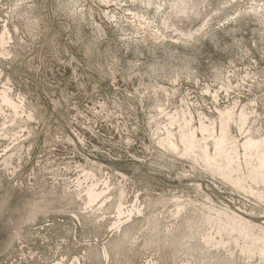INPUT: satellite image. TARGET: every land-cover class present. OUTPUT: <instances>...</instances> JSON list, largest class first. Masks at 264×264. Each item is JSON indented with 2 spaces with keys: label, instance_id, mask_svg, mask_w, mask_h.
<instances>
[{
  "label": "rangeland",
  "instance_id": "374dc122",
  "mask_svg": "<svg viewBox=\"0 0 264 264\" xmlns=\"http://www.w3.org/2000/svg\"><path fill=\"white\" fill-rule=\"evenodd\" d=\"M0 264H264V0H0Z\"/></svg>",
  "mask_w": 264,
  "mask_h": 264
},
{
  "label": "bare ground",
  "instance_id": "6f19581e",
  "mask_svg": "<svg viewBox=\"0 0 264 264\" xmlns=\"http://www.w3.org/2000/svg\"><path fill=\"white\" fill-rule=\"evenodd\" d=\"M218 144H219V143H218ZM221 145H222V144H220V146H219V145H218V146H219V147H222L223 145H222V146H221ZM218 146H217V147H218ZM219 147H218V149H219ZM222 148H223V147H222ZM220 151H221V149H220ZM222 151H223V150H222ZM222 151H221V152H222Z\"/></svg>",
  "mask_w": 264,
  "mask_h": 264
}]
</instances>
